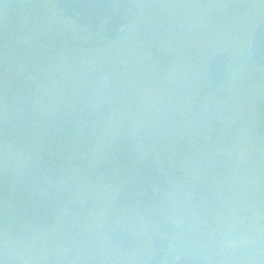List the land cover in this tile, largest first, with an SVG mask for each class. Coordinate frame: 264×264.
I'll return each mask as SVG.
<instances>
[{"label":"rangeland","instance_id":"374dc122","mask_svg":"<svg viewBox=\"0 0 264 264\" xmlns=\"http://www.w3.org/2000/svg\"><path fill=\"white\" fill-rule=\"evenodd\" d=\"M16 2L0 6V244L8 253L23 264L61 260L63 223L71 230L94 214L101 233L141 241L102 243L104 262L145 264L159 196L173 201L180 228L192 211L206 214L211 236H225L211 250L230 264H264V67L250 52L264 0H128L135 16L114 38L52 1ZM217 53L230 63L212 86ZM197 233V248L188 241L171 254L204 252L205 228Z\"/></svg>","mask_w":264,"mask_h":264},{"label":"flooded vegetation","instance_id":"af4514ba","mask_svg":"<svg viewBox=\"0 0 264 264\" xmlns=\"http://www.w3.org/2000/svg\"><path fill=\"white\" fill-rule=\"evenodd\" d=\"M16 1H19V0H0V6H6L7 9L8 7L12 8V7H15V4L17 3ZM8 11L9 13H11V10H8ZM108 21L109 19H106L104 23L101 24L100 26L104 27ZM188 191L191 192L190 189ZM135 198L136 196H132L131 198H129L128 202H130V200H135ZM156 198H157L156 199L157 201L153 206V210L155 212L154 215L156 217L155 221L158 220L157 225H156L157 230H148L146 233L145 239H147L148 244H151L153 250H152L151 257L148 258V261L145 264L150 263L151 259L156 256L157 251L154 248V242L158 238L165 239L167 241L166 242L167 249L164 250V254L159 264H175L180 259L181 255H188L191 257L194 254L202 255L207 261V264H230L231 263L230 258H228L229 256L227 254L226 255L223 254L224 251L221 252V251L211 250L212 248H214V246L210 242L214 241L215 239H220L225 236H222V237L211 236V231H210L211 228L209 225H206V221L209 218L206 216V214H204L205 215L204 220L196 219V217L199 218L200 215L196 213L192 214L194 211H192V213H189V216H188L189 221L185 222L181 228H183V230L189 227L191 228V229L189 228L191 230L190 231L191 234L189 235V238H188V241H190L188 247H193V248H197L196 245L198 243L199 236L197 233V226L198 227L201 226L205 228L206 236L205 234L204 236H201L202 237L201 240H203L206 243V245H204L206 249L203 250L204 252H202L201 254L198 252H195V253H181L180 255H177V254L172 255L171 251L174 249L175 246L178 247L184 242L188 243V241H185V238L183 237L184 232L181 231L180 226L176 225L177 224L176 220L178 219V216H176V213H173L174 211V208L172 206L173 201H172V205L171 203L167 202L170 204L169 208L165 212H163L162 206L165 205V208H166L168 204L161 201L162 198H159V196H157ZM187 202L191 204L189 199L187 200ZM191 205L193 206V204ZM73 207H76V205H74ZM202 208L201 209L205 211L204 207ZM146 211L147 209H144V212H142V214L146 215L147 213ZM93 216L94 214L92 215L87 214V215H82L81 217H78L77 218L78 222L74 223L71 230H67V227L69 226V224L63 223L62 228H61L63 233H61L60 238L58 240V242L61 243L60 250L62 253L60 254L62 255V259L60 260V259L51 257V264H115V263H110L109 261L108 262L103 261V254L106 252L105 251L106 249L105 247L102 248V243L106 241L113 243L114 247H112L113 245H110L111 246L110 248L137 246L141 244V241H139L140 239L133 241V239H131L128 235L119 234L116 232V230L106 229L104 233L102 231L103 233L102 234L98 228L97 221L93 220V218H95ZM82 217H84L83 219L88 217V219H85L82 222H80ZM47 221L49 222L47 225L50 226L49 227V230H50L53 225L52 222H56V218H54V216L51 214V216L48 218ZM64 231L68 234L66 239H68L67 241L68 246L71 248V250L68 249L69 251L67 250V247L64 244V242H62V240H64V234H65ZM90 235H91V239L89 238ZM70 236L72 237L71 240H70ZM75 236L79 237L78 241L75 240L76 239ZM172 237H174V240L172 239ZM208 243L211 244L210 245L211 247L208 246L209 245ZM116 263L121 264L120 261ZM124 263L125 264H136L134 263V261H131V260H127V262H124ZM137 264H140V263H137Z\"/></svg>","mask_w":264,"mask_h":264},{"label":"water","instance_id":"95a60500","mask_svg":"<svg viewBox=\"0 0 264 264\" xmlns=\"http://www.w3.org/2000/svg\"><path fill=\"white\" fill-rule=\"evenodd\" d=\"M57 6L63 7L69 12L76 11L83 18L84 24L90 26L93 31L97 24L109 18L106 24L110 34H114L119 27L127 25L133 18L135 8L128 0H52ZM116 9L115 12L112 10ZM252 47L250 52L254 62L259 66H264V27L257 26L252 37ZM230 61L228 54L217 53L208 63V80L215 86L225 77V71ZM167 241L158 238L154 242L157 251L156 256L148 264H159L164 250L167 248ZM0 264H20L14 257L8 254L6 248L0 245ZM175 264H207L204 257L200 255H182Z\"/></svg>","mask_w":264,"mask_h":264},{"label":"trees","instance_id":"16d2710c","mask_svg":"<svg viewBox=\"0 0 264 264\" xmlns=\"http://www.w3.org/2000/svg\"><path fill=\"white\" fill-rule=\"evenodd\" d=\"M16 91H17V90H16ZM74 117H75V116H73V118H74ZM68 118H69V117H68ZM138 178H139V177H137V179H138ZM137 181H138V180H137ZM138 182H139V181H138ZM137 184H141V183H137ZM137 184H136V185H137ZM0 208H1V207H0ZM2 209H3V208H2Z\"/></svg>","mask_w":264,"mask_h":264}]
</instances>
